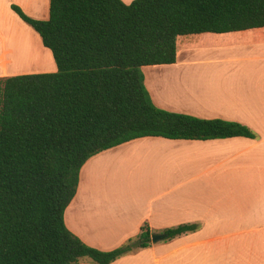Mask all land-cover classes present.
<instances>
[{"label": "trees", "instance_id": "1", "mask_svg": "<svg viewBox=\"0 0 264 264\" xmlns=\"http://www.w3.org/2000/svg\"><path fill=\"white\" fill-rule=\"evenodd\" d=\"M11 8L57 71L0 78V264H111L150 245L146 223L111 250L65 225L81 168L100 152L143 137H256L237 121L157 107L142 68L174 64L183 36L264 28V0H49L45 20ZM194 228H167L164 238Z\"/></svg>", "mask_w": 264, "mask_h": 264}, {"label": "crops", "instance_id": "2", "mask_svg": "<svg viewBox=\"0 0 264 264\" xmlns=\"http://www.w3.org/2000/svg\"><path fill=\"white\" fill-rule=\"evenodd\" d=\"M122 1L129 4L133 0ZM19 4L31 16L44 20L49 16V0ZM23 26L31 54L34 49L41 54L33 72H51L54 63L49 62L39 34ZM235 34L239 37L234 43L208 47L212 53L228 50L230 57L219 58L204 50L187 56L194 64L180 65L183 57L178 49L174 64L149 66L151 70L172 68L175 72L156 71L150 84L145 80V86L159 108L237 121L249 127L255 138L143 137L100 152L81 168L77 192L64 212L71 232L100 250L114 249L136 237L145 223L151 235H163L111 264H264V28L245 34L202 36ZM16 36L12 37L14 43ZM0 40L7 42L1 31ZM6 62L5 51H0V78L33 73L9 70ZM204 64L218 65L212 68L221 71H195L194 67ZM188 66H193L192 71L183 70ZM172 80L176 82L167 83ZM126 159L135 161L130 170L133 187L106 196V190L99 186L103 179L97 176L108 168L114 175L116 166ZM109 160L112 162L105 163ZM94 170L97 176L91 178ZM182 224L195 228L164 238L165 229ZM92 263L85 258L80 261Z\"/></svg>", "mask_w": 264, "mask_h": 264}, {"label": "rangeland", "instance_id": "3", "mask_svg": "<svg viewBox=\"0 0 264 264\" xmlns=\"http://www.w3.org/2000/svg\"><path fill=\"white\" fill-rule=\"evenodd\" d=\"M17 1H19V3L21 4L22 3L25 4L27 2V0H0V31L7 38V42H4V43L0 40V51L4 50L6 53V61H7L6 66L9 70L33 72V70H35L40 64L41 54L39 51L37 52V49H34V51H32L34 55L31 54V45H30L31 43H30L29 38H27V33H25V31L23 32V28H25L23 25L25 24L27 27H29V29H32L34 33L36 31L26 22L23 23L20 20L19 16L14 11L12 12L14 13L15 16L11 14V10H10L11 4H16L18 6H21L19 3H17ZM42 6H43V2H42ZM24 13L27 14L26 12ZM27 15L32 18L40 19L38 17L31 16L29 14ZM15 34L18 35V38ZM15 36L17 38V43H14L12 40V37H15ZM204 37L205 36H202V35L201 36L193 35V36H183L179 39V53L180 55L182 54V57H183L182 60L180 61V65L182 64L185 65L188 62L189 64L190 63L194 64L192 63V61H190L191 59H189L187 56L191 54L192 55L195 54L197 56L200 53L202 54L204 50L207 51L206 52L207 54H210L212 56L219 55V58L230 57L229 55H227L229 54L228 50L226 51L223 50L221 52L213 51L212 53V51L208 49V47L215 48V47H220L222 43L223 44L234 43L235 39L239 36L238 34H235V35L227 36V37L209 36L206 39ZM231 38L233 39L231 40ZM201 41H202L201 43L202 45H199L200 46L199 47L197 44H199ZM45 49H46L47 54L49 55V62L54 63V69L51 70V72H55L57 71V67L53 59L52 52L50 51V49L46 47ZM181 49L183 50L182 52H181ZM232 54L234 55L235 53L233 52ZM30 57H33V59H29ZM216 66L218 65H213L212 67H216ZM223 66L224 65H221L220 68ZM197 67H194L196 69L195 71L200 72V73H215L217 71L219 72L221 71V70H216L215 68H212L210 64L199 65ZM192 68L193 66L183 67V70L192 71ZM156 71H159V73L161 72V73L169 74V73H174L175 69L160 68L159 70H151L149 66L144 67L143 72L145 75V80L148 82V84L152 82L154 78V76L152 75H154V73H157ZM4 77H7V76H4ZM175 82L176 80L167 81L168 84L175 83ZM164 83L166 84V82ZM172 95H173V92H172ZM0 98H1V90H0ZM111 162L112 161L109 160V161H106L105 163H111ZM132 164L135 165V161H133V159H126L124 161H121L119 166H116L118 170L117 169L114 170L115 171L114 175L112 174L111 169L108 168L107 170L104 169V171H102L99 176L96 175L95 170L93 171V173L90 171V176L91 178L92 177L96 178L97 176V177H101V180L103 179V181L100 182L99 186H101V188L106 190L105 195L107 196L109 195V192L111 191H112L111 193H115V192H118L120 189L123 190V189L128 188V186L133 187V184L131 183V179L132 178L134 179V175L130 173V170H132ZM103 166L104 165L101 164L99 168L102 169ZM96 169L98 168L96 167ZM85 176H87V171L85 172ZM85 259L86 261H89V263H92L90 262L88 258H85Z\"/></svg>", "mask_w": 264, "mask_h": 264}, {"label": "water", "instance_id": "4", "mask_svg": "<svg viewBox=\"0 0 264 264\" xmlns=\"http://www.w3.org/2000/svg\"><path fill=\"white\" fill-rule=\"evenodd\" d=\"M163 237V235L162 234H152L151 235V240H152V242H156V241H158L159 239H161Z\"/></svg>", "mask_w": 264, "mask_h": 264}]
</instances>
